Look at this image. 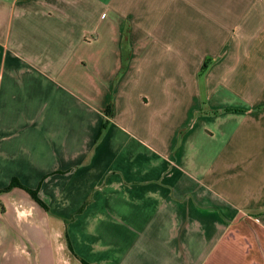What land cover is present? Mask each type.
Masks as SVG:
<instances>
[{
	"label": "crops",
	"instance_id": "0c3cea01",
	"mask_svg": "<svg viewBox=\"0 0 264 264\" xmlns=\"http://www.w3.org/2000/svg\"><path fill=\"white\" fill-rule=\"evenodd\" d=\"M13 180L48 212L0 194V264H45L88 196L80 264H264V0H0Z\"/></svg>",
	"mask_w": 264,
	"mask_h": 264
},
{
	"label": "rangeland",
	"instance_id": "374dc122",
	"mask_svg": "<svg viewBox=\"0 0 264 264\" xmlns=\"http://www.w3.org/2000/svg\"><path fill=\"white\" fill-rule=\"evenodd\" d=\"M90 201L91 198L88 196V198L85 199L83 203L80 205V207L77 209L76 213L71 215L70 219H68L67 222L63 221L64 223L60 224V226L58 225V223L54 221L48 222V226L46 225L45 227V235L43 236L42 239L39 238L38 240L39 245L42 244L41 248L42 251L44 252L45 264H80L77 260H75L72 256H70V253L67 251V245L64 237L65 227L63 226L64 224L66 226L71 221L74 222L76 216L83 214L86 207L89 206ZM50 223H54V226L58 227V231H60L63 235L61 238H57L54 236L53 234L54 226L51 228L52 230L50 231V227H49ZM60 246L63 247V250H59ZM34 247H38V245ZM34 247L29 246L28 249H30L32 253H35Z\"/></svg>",
	"mask_w": 264,
	"mask_h": 264
},
{
	"label": "trees",
	"instance_id": "16d2710c",
	"mask_svg": "<svg viewBox=\"0 0 264 264\" xmlns=\"http://www.w3.org/2000/svg\"><path fill=\"white\" fill-rule=\"evenodd\" d=\"M210 65H211V62L209 61V60H207V61H205L204 63H203V65H202V67H201V69H200V73H204V72H206L207 71V69H208V67H210ZM105 114H106V116H108V117H111L112 116V105L111 104H109L108 106H107V108L105 109ZM105 128V124L102 126V130ZM14 188H19V189H21V190H23L26 194H28L30 197H31V199L37 204V205H39L41 208H43L46 212H48V209L46 208V206L38 199V197H37V191H33V190H30V189H28V188H26V187H24V186H22V185H20L17 181H15V180H13L12 182H11V184L7 187V188H5V189H3V190H0V194H2V193H6V192H8V191H10L11 189H14ZM67 222V221H66ZM64 237H65V241H66V245H67V249H68V251L73 255V252L71 251V247H70V244H69V241H68V238H67V234H65L64 235ZM80 262H81V264H86V263H84L83 261H81L80 260Z\"/></svg>",
	"mask_w": 264,
	"mask_h": 264
}]
</instances>
